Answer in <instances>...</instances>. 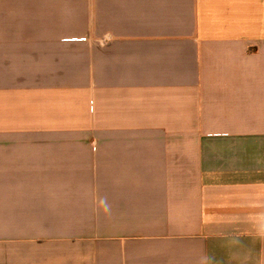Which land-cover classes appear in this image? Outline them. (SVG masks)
<instances>
[{
	"label": "crops",
	"instance_id": "crops-1",
	"mask_svg": "<svg viewBox=\"0 0 264 264\" xmlns=\"http://www.w3.org/2000/svg\"><path fill=\"white\" fill-rule=\"evenodd\" d=\"M0 264H264V0H0Z\"/></svg>",
	"mask_w": 264,
	"mask_h": 264
}]
</instances>
